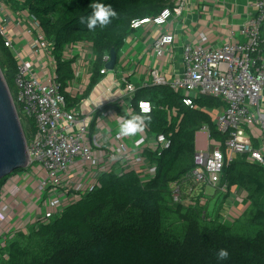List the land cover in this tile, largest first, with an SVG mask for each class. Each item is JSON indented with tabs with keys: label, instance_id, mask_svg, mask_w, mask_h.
I'll return each mask as SVG.
<instances>
[{
	"label": "built area",
	"instance_id": "obj_1",
	"mask_svg": "<svg viewBox=\"0 0 264 264\" xmlns=\"http://www.w3.org/2000/svg\"><path fill=\"white\" fill-rule=\"evenodd\" d=\"M189 1L174 0L171 8L153 17L132 20L131 34L124 40L113 69L105 67L110 60L107 54L99 71L101 79L88 91L95 61L92 46L85 41L63 46L60 61L69 63L72 76L65 84L58 82L54 44L38 21L23 9L6 11L0 0V36L18 64L13 103L24 135L33 128L26 139V168L0 187V247L7 236L47 222L76 203L97 186L103 174L135 172L142 181L154 176L146 151L159 155L170 148L171 140L144 130L132 136L114 133L121 116L152 111L148 101L138 102L137 109L132 105L137 66H128V60L133 45L142 46L141 58L150 55L164 62L160 69L146 70L141 87L169 86L182 93V102L190 109L194 107L192 98L200 96L218 98L225 104L214 115L216 131L224 136V142L209 147L210 128L200 126L197 132L205 136L206 148L196 151L195 168L172 185L173 202L188 199L184 202L190 203L203 186H218L225 163L222 148L229 152V160L245 156L246 161L264 168L260 107L264 94V0H254L252 12L242 23L243 42L211 48L204 46L206 37L200 35L196 43L183 47L177 66L175 35L168 26L172 17L181 16ZM140 30L137 37L135 32ZM128 38L134 43L126 50ZM141 102L148 104L146 112ZM255 126L260 130L259 144L250 138Z\"/></svg>",
	"mask_w": 264,
	"mask_h": 264
},
{
	"label": "trees",
	"instance_id": "obj_2",
	"mask_svg": "<svg viewBox=\"0 0 264 264\" xmlns=\"http://www.w3.org/2000/svg\"><path fill=\"white\" fill-rule=\"evenodd\" d=\"M3 1L10 9L32 15L54 44L58 82L65 84L72 76L69 63L60 61L63 46L82 41L92 46L95 61L90 91L102 77L103 57L111 50L118 57L131 34V21L153 17L171 8L174 0H100L118 15L107 26L97 25L91 31L79 19L91 14L92 0ZM17 65L0 36V68L11 94ZM182 99V93L169 86L137 87L134 108L140 101L152 106L147 114L151 121L144 131L171 140L170 148L159 155L146 151L154 176L142 181L135 172L101 175L96 187L47 222L7 236L0 247V264H264L263 167L246 161L245 156L229 160L222 148L225 163L219 184L213 188L222 195L217 209L206 210L203 191L190 203L172 200V185L195 168V133L200 126H209L211 146L224 142L216 131L214 115L225 104L200 96L192 98L190 109ZM32 131L25 132L27 140ZM19 171L23 170L12 174ZM4 182L5 178L0 187ZM236 189L242 191L237 198L240 206L247 204L244 213L229 211L226 205ZM220 248L229 252L225 261L216 258Z\"/></svg>",
	"mask_w": 264,
	"mask_h": 264
},
{
	"label": "crops",
	"instance_id": "obj_3",
	"mask_svg": "<svg viewBox=\"0 0 264 264\" xmlns=\"http://www.w3.org/2000/svg\"><path fill=\"white\" fill-rule=\"evenodd\" d=\"M254 0H190L187 3L183 13L180 17H172L168 29L175 35V63L177 66L180 63L179 56L183 47L187 44L196 43L200 35L206 37L204 46L211 48H218L224 44L231 43L232 41L243 42L240 36V27L245 19L252 12V4ZM5 10L9 8L3 1ZM3 13L2 15H4ZM141 36V35H140ZM139 36V37H140ZM136 52L131 50V60H128V66L136 65V76L133 78V83L137 87H141L146 82V70L160 69L163 67V60L156 59L152 56L141 58L143 48L141 45H133ZM133 45V46H132ZM130 47V48H131ZM129 47L126 50L130 49ZM261 112L264 117V94L260 101ZM250 138L253 143H260V130L258 127L251 128ZM211 147V144H209ZM206 148L205 136L199 132L195 133V150L199 151ZM10 188V185H7ZM205 188L202 187L201 191L205 194ZM196 192V191H195ZM233 202L231 204L233 211L243 213L246 206H240V199L242 191L236 189L233 191Z\"/></svg>",
	"mask_w": 264,
	"mask_h": 264
},
{
	"label": "water",
	"instance_id": "obj_4",
	"mask_svg": "<svg viewBox=\"0 0 264 264\" xmlns=\"http://www.w3.org/2000/svg\"><path fill=\"white\" fill-rule=\"evenodd\" d=\"M105 65L112 70L116 54L110 51ZM29 161L26 138L18 118L12 95L0 68V181L16 170L26 168Z\"/></svg>",
	"mask_w": 264,
	"mask_h": 264
},
{
	"label": "clouds",
	"instance_id": "obj_5",
	"mask_svg": "<svg viewBox=\"0 0 264 264\" xmlns=\"http://www.w3.org/2000/svg\"><path fill=\"white\" fill-rule=\"evenodd\" d=\"M90 7L92 9L91 14L81 16L79 19V23L81 25H86L90 31L95 29L97 25L100 27L107 26L112 22V18L118 15L110 4H105L100 2V0H92ZM141 108L146 112L148 104L146 102H141ZM150 121V115L133 113L121 116L115 127L119 136H132L138 132H142ZM216 258L218 261L227 260L229 258L228 250L226 248H220L216 253Z\"/></svg>",
	"mask_w": 264,
	"mask_h": 264
},
{
	"label": "rangeland",
	"instance_id": "obj_6",
	"mask_svg": "<svg viewBox=\"0 0 264 264\" xmlns=\"http://www.w3.org/2000/svg\"><path fill=\"white\" fill-rule=\"evenodd\" d=\"M140 34H141V30L140 31H136L135 32V35L137 36V37H139L140 36ZM131 42H132V40L130 39V38H128V43L126 44V48L127 47H129V45L131 44ZM139 47L137 46V49H138ZM117 131H116V128H115V130H114V133H116ZM228 154H229V152L228 151H226ZM18 174L19 175H21L22 174V171H19L18 172ZM10 176L11 175H9V176H7L6 178H5V181L8 179V178H10ZM10 190H12V188H9ZM195 195V194H194ZM205 195L207 196V204H208V206H207V211L208 212H211V211H213V209H217V207H218V204L220 203V201H221V198H222V195H220L219 193H216L215 194V191H214V189L213 188H211V187H206L205 188ZM233 196H234V194H233V192L230 194V196L227 198V201L228 202H233ZM194 197V196H193ZM192 197V198H193ZM188 199H186L185 201H187ZM190 200V199H189ZM187 203V202H186ZM226 205H227V207L229 208V211H230V208H231V204H227L226 203ZM247 204H245V206H246ZM227 207L225 208V209H227ZM245 210H246V208L244 209V210H242L243 211V213L245 212Z\"/></svg>",
	"mask_w": 264,
	"mask_h": 264
}]
</instances>
